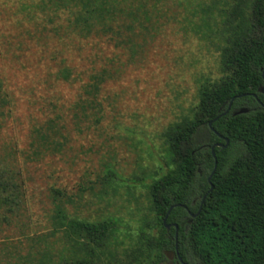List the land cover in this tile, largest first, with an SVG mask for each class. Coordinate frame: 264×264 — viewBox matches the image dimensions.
Masks as SVG:
<instances>
[{"label": "trees", "instance_id": "trees-1", "mask_svg": "<svg viewBox=\"0 0 264 264\" xmlns=\"http://www.w3.org/2000/svg\"><path fill=\"white\" fill-rule=\"evenodd\" d=\"M53 6L55 16L67 11V35L70 39H98L131 48L134 37L160 32L161 19L174 8L187 7L191 0H42ZM195 16L197 12L192 11ZM176 22H194L193 16ZM61 30L60 26L55 27ZM210 40L220 52L221 75L201 82L198 104L189 113L169 124L163 133L167 169L152 175L148 184L152 221L149 230L138 235L128 264H183L176 255L174 229L170 232L163 219L172 205L167 223L179 226V254L187 264H264V108L252 109L251 95L258 92L264 79V0H214L202 6L193 28ZM57 79L80 83L83 96L74 106L73 119L79 131L83 122H100L104 109L100 94L106 83L115 78L111 67H88L81 72L75 65L63 64ZM234 99V100H233ZM232 107H248L243 113L223 114ZM13 95L0 78V116L13 105ZM8 110V111H9ZM218 117L212 126L209 122ZM89 128V126L87 127ZM229 139L227 148L216 147L218 165L212 175L214 189L208 194L201 212L192 218L188 209L197 212L199 200L210 188L214 169L211 146ZM30 150H23L25 162L43 159L46 153L61 151L63 135L55 118L36 130ZM205 135V137H204ZM241 146L242 151L233 149ZM30 162V161H29ZM24 167L4 164L0 167V210L8 224L26 216L29 206V179ZM116 172L109 168L106 181ZM54 204L49 227L42 234H25L35 251L28 253L30 264H99L108 249L118 220L107 217L89 220L69 214L67 203L73 198L61 188L52 187ZM199 198L196 205L193 200ZM186 207H184V206ZM191 219V222L188 220ZM24 229L26 223H20ZM154 230L156 232L154 233ZM28 233V232H24ZM56 237L63 245L59 258L52 257ZM70 252V256L64 254Z\"/></svg>", "mask_w": 264, "mask_h": 264}, {"label": "rangeland", "instance_id": "rangeland-1", "mask_svg": "<svg viewBox=\"0 0 264 264\" xmlns=\"http://www.w3.org/2000/svg\"><path fill=\"white\" fill-rule=\"evenodd\" d=\"M41 1L0 0V78L14 100L0 116V167L23 166L29 179V206L22 221L14 218L8 224L0 210V264L32 263L28 253L35 248L25 234L47 231L54 208L52 187L73 198L67 203L69 214L118 220L99 264H128L139 233L148 231L152 221L148 184L152 175L167 169L163 133L198 104L201 82L221 75L218 48L193 29L202 6L214 0H191L188 8H171L161 19L160 32L154 37L137 34L131 48L106 40L70 39L67 11L55 16L53 6L44 8ZM173 14L181 20L193 16L194 22L178 23ZM63 64L81 72L91 65L111 67L115 73L99 97L104 117L98 123L83 122V131L73 119L83 89L80 83L57 79ZM51 118L63 134L58 136L63 149L24 166L22 151L30 150L37 128L46 127ZM109 168L116 172L111 183L106 181ZM52 240L57 260L63 245L56 237ZM64 254L70 256L69 250Z\"/></svg>", "mask_w": 264, "mask_h": 264}, {"label": "water", "instance_id": "water-1", "mask_svg": "<svg viewBox=\"0 0 264 264\" xmlns=\"http://www.w3.org/2000/svg\"><path fill=\"white\" fill-rule=\"evenodd\" d=\"M262 75H263V79H264V71L262 72ZM259 90H261V88H259ZM233 100H234V99H233ZM233 100L230 102V104H229L227 110H226L223 114H225V113H227V112L229 111V109H230V107H231V105H232ZM247 111H248V109L244 107V108H242L240 111L236 112L235 114L243 113V112H247ZM217 118H218V117H216L215 119L211 120V121L209 122V125L212 126V123H213ZM216 133H217V134H218V135H219V136H220L225 142H224V143H222V142H216V143H214V144L211 146V151H212V154H213V157H214L215 163H214V169H213L211 175H210L209 178H208L209 183H210V188L208 189V191H207L206 194L204 195V197H203V199H202V202H201V205H200L199 209L197 210V212H195V213H191V217H192V218H195V217L201 212V210H202V206H203V204H204V202H205V200H206V197H207L208 194H209L210 192H212L213 189H214V184L211 182V178H212V175L215 173L216 168H217V165H218V159H217V155H216V151H215V149H216V147L225 148V147H227L228 144H229V139H228L227 137L222 136V135L219 134L218 132H216ZM174 206H176V205H172V206L169 208L168 213L166 214V216H165L164 219H163V222H164V224H165V226H166L167 229H170L172 225L175 226V228H176V250H177V252H178V224H177V223H174V224L167 223L168 215H169L170 211L174 208ZM183 206H184V205H183ZM184 207H186V206H184ZM189 222H191V220H190Z\"/></svg>", "mask_w": 264, "mask_h": 264}, {"label": "flooded vegetation", "instance_id": "flooded-vegetation-1", "mask_svg": "<svg viewBox=\"0 0 264 264\" xmlns=\"http://www.w3.org/2000/svg\"><path fill=\"white\" fill-rule=\"evenodd\" d=\"M260 88H261V90L258 89V92L261 93L262 95H264V82H263V84L260 86ZM251 95L253 96V98H254V100H255V103H256V105H255L252 109L264 108V102L259 98L258 94H257V93H252ZM242 108H244V107H232V105H231V107H230V109H229L228 112L236 113V112L240 111ZM245 108H247L248 111L250 110V108H248V107H245ZM228 112H227V113H228ZM219 148H220V147H219ZM205 194H206V193H205ZM203 197H204V196H203ZM203 197H202V199H203ZM202 199L199 200V198H195V199L193 200V204L196 205L197 202H198V200H199V201H200V202H199V207H200L201 202H202ZM198 209H199V208H198ZM188 212H189V215H190V216H191V213H195V212L190 211L189 209H188ZM190 220H191V219H189L188 221H190ZM171 224H174V223H171ZM173 229H174L175 250H176V228H175V226L172 225L171 228L168 229V230L171 232ZM178 232H179V226H178ZM176 255H177V257L179 258V260L182 261L183 264H187V263L183 262L182 258L180 257V254H179V243H178V252H177V250H176ZM172 259H173V258L170 259L171 262H169L168 264H173V263H172Z\"/></svg>", "mask_w": 264, "mask_h": 264}]
</instances>
